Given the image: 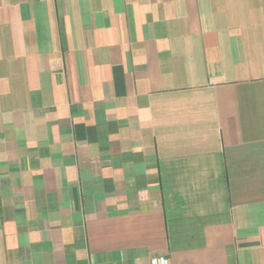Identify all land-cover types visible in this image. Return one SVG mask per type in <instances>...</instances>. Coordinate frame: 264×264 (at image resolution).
I'll use <instances>...</instances> for the list:
<instances>
[{
	"label": "crops",
	"instance_id": "1",
	"mask_svg": "<svg viewBox=\"0 0 264 264\" xmlns=\"http://www.w3.org/2000/svg\"><path fill=\"white\" fill-rule=\"evenodd\" d=\"M264 264V0H0V264Z\"/></svg>",
	"mask_w": 264,
	"mask_h": 264
},
{
	"label": "built area",
	"instance_id": "2",
	"mask_svg": "<svg viewBox=\"0 0 264 264\" xmlns=\"http://www.w3.org/2000/svg\"><path fill=\"white\" fill-rule=\"evenodd\" d=\"M150 264H169V258L163 254H155L150 257Z\"/></svg>",
	"mask_w": 264,
	"mask_h": 264
}]
</instances>
